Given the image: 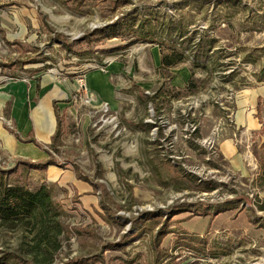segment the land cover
Here are the masks:
<instances>
[{"label":"rangeland","instance_id":"rangeland-1","mask_svg":"<svg viewBox=\"0 0 264 264\" xmlns=\"http://www.w3.org/2000/svg\"><path fill=\"white\" fill-rule=\"evenodd\" d=\"M130 17L133 29L145 21L157 40L164 19L180 23L184 46L189 37L209 45L207 68L194 67L186 48L187 59L164 67L161 54L169 50L132 40L138 35L131 32L74 44ZM55 34L72 42L71 52ZM109 65L110 96L90 91L87 73H107ZM36 69L76 85L59 110L57 142L45 146L91 191L55 185L64 228L54 250L36 246L33 230L0 228L7 264L98 255L103 263L94 264H264V126L248 141L244 172L231 171L218 151L233 125L236 92L264 84V0H0V167L19 158L7 140L14 130L24 135L13 101L21 85L26 91L40 80ZM35 170L27 169L32 187ZM197 178L216 189L201 191ZM162 227L166 234L158 238ZM110 243L123 250L106 249Z\"/></svg>","mask_w":264,"mask_h":264},{"label":"crops","instance_id":"crops-1","mask_svg":"<svg viewBox=\"0 0 264 264\" xmlns=\"http://www.w3.org/2000/svg\"><path fill=\"white\" fill-rule=\"evenodd\" d=\"M13 43L18 44L19 42L13 41ZM113 71L114 66L109 65L107 73L100 71L87 73L86 85L89 90L99 95L110 96L106 78L107 74ZM181 72L187 74L184 68L181 69ZM35 73L39 74L40 80L33 81L28 90L25 91L24 85H21L19 91L12 89L17 92V97L13 101L12 115L17 127L24 132L23 137H21L14 130L12 134L16 140L7 135V140L13 141L10 144L13 147V153L19 157L17 159L33 162H44L49 159L54 161V164H50L42 170H35L38 172L35 175L38 184L45 182L54 184V186L57 183L64 186L73 185L80 192H90L89 186L77 180L70 169L67 167L64 169L57 165L54 154L46 147L51 145L52 137L57 129V120L60 117L59 110L66 106L63 101L72 91L76 90V85L67 82L62 83L59 80L55 81L50 75L40 74V71H35ZM176 79L174 78V80ZM7 96L5 95V97ZM230 121L233 122V125L230 126L229 130L225 129L222 138L219 139L218 151L231 171L244 172L246 170V156L249 155L248 141L263 130L264 126L263 83L256 86H246L236 92ZM260 137L262 139L260 146L264 148V137ZM243 147L244 150H240ZM79 199L83 204L87 202L86 204L90 206L97 202V197H79Z\"/></svg>","mask_w":264,"mask_h":264},{"label":"trees","instance_id":"trees-1","mask_svg":"<svg viewBox=\"0 0 264 264\" xmlns=\"http://www.w3.org/2000/svg\"><path fill=\"white\" fill-rule=\"evenodd\" d=\"M81 1L82 0H77L78 4ZM133 22L134 21L131 17L121 18L116 22L106 24L101 28H96L91 33L83 34L81 37L74 40V44H79L82 41L88 42L90 37L94 35L98 36V34H100V37L98 36V40H102L104 38H118L123 34L131 32L132 34L135 33L138 35L137 37L134 35V39L132 40L157 43L169 50L168 54H161L160 63L164 67L174 66L175 64L181 63L187 59L188 56L185 55L183 51V49L186 48L189 52H192L191 61L194 67L201 66L205 69L207 68L206 62L210 59L207 52L209 45L204 46L205 42H203L202 39H198V43L194 45L192 42L195 39L189 37L186 46H184L182 39L184 32L180 23H174L173 20L164 19L161 22L162 31L158 34L160 40H157L155 37H151L153 35H150V31H146L145 21H143V23L139 21L138 26L136 27L137 29H133ZM175 37L181 38V40L176 41L174 40ZM54 38H56L57 42L65 49L66 52L72 51V42L64 41L61 34H55ZM79 54L81 55L82 53ZM32 62L39 61L37 60ZM26 63H29V61ZM40 70L41 69H36V71ZM58 135L59 119L57 120V129L52 137L51 147H54V143L57 142ZM50 164H54L52 159L44 162L17 159L14 164L15 166L12 168L0 167V228L14 230L17 227H22L24 229H29L28 231L33 230V239L36 242V246L45 244L50 249L54 250L57 247L54 236L55 234L58 236L64 228L63 224L58 221L59 216L63 214V210L53 199L55 186L54 184L42 182L32 187L29 185V173L27 172V169L42 170ZM20 166L23 170L17 173V169ZM197 180H199L200 184L203 186L200 188L201 191L210 192L216 189V185L212 181H203L200 178H197ZM219 212L220 211L218 210L212 213L213 215H216ZM162 230H164V227L157 231L156 237L159 238L162 233L166 234V232H163ZM107 248L113 250H123V246H121L120 243H110L107 245L106 249ZM95 262L103 263L100 255H98V257H89L88 260H71L67 264H94ZM0 264H7L6 255H3L2 253L0 254Z\"/></svg>","mask_w":264,"mask_h":264}]
</instances>
